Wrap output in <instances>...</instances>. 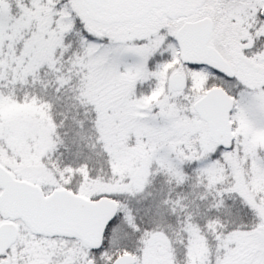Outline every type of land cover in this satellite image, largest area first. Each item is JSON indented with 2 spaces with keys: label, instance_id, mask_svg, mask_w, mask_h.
<instances>
[{
  "label": "snow or ice",
  "instance_id": "obj_1",
  "mask_svg": "<svg viewBox=\"0 0 264 264\" xmlns=\"http://www.w3.org/2000/svg\"><path fill=\"white\" fill-rule=\"evenodd\" d=\"M0 264H264V0H0Z\"/></svg>",
  "mask_w": 264,
  "mask_h": 264
}]
</instances>
